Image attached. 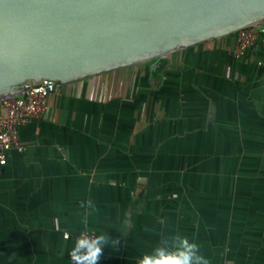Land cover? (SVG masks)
<instances>
[{"label":"crops","instance_id":"crops-1","mask_svg":"<svg viewBox=\"0 0 264 264\" xmlns=\"http://www.w3.org/2000/svg\"><path fill=\"white\" fill-rule=\"evenodd\" d=\"M256 27L244 56L234 33L61 82L44 117L20 129L24 150L0 164V264H69L84 229L120 240L98 264H137L177 233L210 264H264Z\"/></svg>","mask_w":264,"mask_h":264},{"label":"water","instance_id":"water-1","mask_svg":"<svg viewBox=\"0 0 264 264\" xmlns=\"http://www.w3.org/2000/svg\"><path fill=\"white\" fill-rule=\"evenodd\" d=\"M264 23V0H0V98Z\"/></svg>","mask_w":264,"mask_h":264},{"label":"built area","instance_id":"built-area-1","mask_svg":"<svg viewBox=\"0 0 264 264\" xmlns=\"http://www.w3.org/2000/svg\"><path fill=\"white\" fill-rule=\"evenodd\" d=\"M235 34V53L237 56H244L258 40L260 31L255 25L242 28ZM60 83L50 78L43 79L41 83L28 81L24 93L0 98L1 165L7 162L8 152L12 149L19 152L24 150L20 140V129L44 117L48 108L49 96L58 90ZM81 234L95 236L88 229L82 230L77 237ZM65 236L68 237L69 234L66 233ZM69 264H72L71 257Z\"/></svg>","mask_w":264,"mask_h":264},{"label":"clouds","instance_id":"clouds-1","mask_svg":"<svg viewBox=\"0 0 264 264\" xmlns=\"http://www.w3.org/2000/svg\"><path fill=\"white\" fill-rule=\"evenodd\" d=\"M80 207L90 209L82 219V223L87 226L88 216L96 211L95 205L89 199L86 204L81 201ZM119 244L118 238L106 233L95 236L81 234L70 250L72 264H98L106 246L115 248ZM137 264H210V261L200 252L197 242L177 233L162 237L151 252H145L137 259Z\"/></svg>","mask_w":264,"mask_h":264}]
</instances>
